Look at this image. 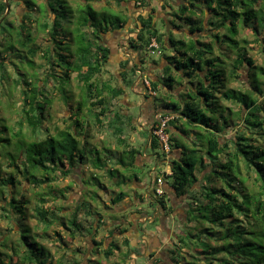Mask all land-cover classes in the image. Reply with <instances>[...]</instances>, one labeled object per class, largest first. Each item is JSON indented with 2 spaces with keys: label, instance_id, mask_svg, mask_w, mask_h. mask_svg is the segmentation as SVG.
Masks as SVG:
<instances>
[{
  "label": "trees",
  "instance_id": "obj_1",
  "mask_svg": "<svg viewBox=\"0 0 264 264\" xmlns=\"http://www.w3.org/2000/svg\"><path fill=\"white\" fill-rule=\"evenodd\" d=\"M30 1L27 2L29 13L25 16L23 24L19 28L4 29L6 33H2L4 37L0 39V84H9L11 81L15 90H19L21 94L15 124L8 125L5 119H0V218L10 221L12 232L11 236L6 237L0 233V264H47L46 250L40 246L37 237L46 236L53 226H66L67 221L80 228L77 226V220L81 211L87 210L84 202L69 215L66 207L56 204L69 197L65 195L67 191H53V186H57L56 183L60 179L68 178L79 164L87 163L82 162L86 157L81 150L80 132L76 130V135L71 130H62L52 135L50 130L45 128V113L52 104L55 91L53 81H56V88L59 85L58 90L64 95L62 100L68 104L67 107L72 106V102L75 106L71 110L77 109L71 116L76 117L74 127H83L79 116L85 105L94 110L106 109L108 98L123 96L126 88L134 85V79L139 74H142L143 78V65L146 63L144 53H151L150 45L153 40H156L161 55L163 54L168 63L164 77L160 80L163 88L172 93L177 84L181 85L179 80L189 79V89L185 97L182 95L183 101L171 100L165 108L172 113L160 118H171L165 129L169 137V152L154 133L149 140V147L153 151H163L164 161L169 164L172 172L170 175L165 173L162 178H157L155 183L152 182V194L157 198V204L163 208L167 205L172 207L174 200L179 201L191 195L190 209L199 212L196 227L199 235L194 237L203 242L205 251H198L200 255L197 258L194 254L198 249L194 247V243L189 240L188 248L180 239V245L176 246L175 252L182 256L180 260L183 264H264V145H259V139L246 135L250 132L264 137V68L255 64L247 56L246 48H241L236 40L237 24L241 19L246 27L254 20L258 25H264V11L255 12L252 9L257 0H205L203 8L207 7L208 10L203 21L192 19L191 14L198 7L195 0L189 1L187 5L178 6L179 14L172 16L183 20L190 29L187 31L184 26L177 24L176 20L170 19L173 29H167L165 34L156 27L154 13H150L153 0L149 3L140 0V4L135 6V13L138 14L136 18L129 16L128 21L124 22L119 19L111 26L112 29H122L133 23V26L129 27L130 35L123 41V46H128L129 51L139 59L136 65H133L132 58L124 62L121 66L123 71L120 83L116 76L112 75L116 79V87H112L109 80L102 78L104 70H107L111 62V50L102 43L100 34L111 27L107 25L106 29H98V35L93 31L89 36L86 35L84 31L94 26L90 21L96 20L95 11L89 9V20L78 19L81 33H77L79 29H72L74 27L70 26L73 24L74 12L67 1L58 0L50 7L40 4L38 13L42 16L48 14L53 23L51 26L46 22L40 24V20L36 23L37 28L45 31L48 37L45 45H37L33 34L35 27L31 21L33 16L30 15L33 5ZM166 2L165 8L172 7L171 1ZM143 4L149 8L146 13L142 11ZM118 8L123 11V5ZM5 12V4H0V18ZM117 14L123 15L122 12ZM161 22L167 27V22ZM207 27L209 31L213 29L211 32L216 31L211 33L210 42L203 41L197 35ZM223 29L228 33L225 37L219 34ZM252 30L256 35L264 33V29L258 27ZM226 41L231 50L237 51L231 77L239 78L240 68L249 66L250 82L247 92L227 87L226 61H222L220 56L226 55L222 50ZM215 51H219L220 57L215 56ZM12 53L13 58L10 56ZM38 56L46 66L45 79L35 74V59ZM21 68H24L25 73L18 71ZM13 72L17 74L16 78L11 75ZM260 73L263 77H259ZM72 74H76L83 94L80 102L76 104L74 98L70 100L66 96L67 90L64 87L71 81ZM149 84H152L153 90L158 87L157 83ZM44 93L49 96L43 98ZM169 97L172 98L171 95ZM5 98L6 93L1 90V100L6 101ZM222 100L240 105L241 113L224 107ZM227 111L229 113L226 115ZM102 114L104 113L95 115L98 121ZM180 122H183L186 128L181 132L188 138H192L193 127L200 130L195 134L191 145L181 135L178 136L180 138L171 136L170 126H176ZM159 125L160 121L154 131ZM231 127L238 133L235 139L227 137ZM119 132L121 133L120 130ZM38 134H44L45 139L38 140ZM181 138L185 139V142ZM87 141L85 145H88ZM174 151L178 153L176 156L173 155ZM137 152L131 148L124 153V156L130 159L129 163L122 157L119 160L120 166L125 168V173L130 174L136 169ZM108 156L110 158V155ZM158 160L161 158L158 157ZM242 164L247 173L255 175L258 191L249 192L244 186V180L240 177ZM104 169L105 166L99 170ZM117 173L123 182L127 181L124 173L119 170ZM110 174L113 175V172ZM20 177L32 187L46 192L37 193L36 206L32 207L26 195L20 191ZM134 177L138 179L137 174H134ZM158 179L163 182L162 195H158L156 191ZM165 183L173 191H167ZM7 188L9 191H6ZM125 197V193H120L114 202ZM50 199L56 203L51 205ZM184 205L187 221L179 238L186 236L187 224L194 222V218L188 215L186 201ZM29 217L36 224L33 228L28 224ZM31 233L36 237L30 236ZM55 235L62 237L58 232ZM189 236L193 237V234ZM72 237L75 238V235ZM211 238H214L216 243V247L212 249L207 242ZM115 243L113 245H116ZM183 248L191 251L190 258L182 255ZM209 248L216 256H223L214 262L211 261L208 258ZM112 253V250L106 251V258H111Z\"/></svg>",
  "mask_w": 264,
  "mask_h": 264
},
{
  "label": "crops",
  "instance_id": "obj_2",
  "mask_svg": "<svg viewBox=\"0 0 264 264\" xmlns=\"http://www.w3.org/2000/svg\"><path fill=\"white\" fill-rule=\"evenodd\" d=\"M139 1L127 0L123 3L124 9L127 5H130L127 11H129V16L132 19L138 15L135 13V6L140 4ZM107 3V0L100 1L98 7L102 8L105 5L103 9L106 10L109 7ZM96 21L98 19H93L91 23L95 24ZM129 26H133V23H129L125 28L109 29L100 34L102 43L111 50L110 65L119 83L123 71L121 66L124 62L132 58L133 65L139 63V59L132 54L133 52L129 51L128 46H123V41L130 35ZM215 53L216 56L220 55L219 51H215ZM160 56L162 58H159L160 62L148 63L146 61L143 65L145 72L143 78L140 75L136 77L134 79L135 87L133 91H130L133 92V97L129 94V88H126L123 96L116 99L108 98L106 109L94 111V117L99 113L104 114L99 116V121L95 117L96 120L93 121L95 124L91 125L89 123V125L96 132L102 128L109 129L117 139L107 143L110 144L111 153L109 155L115 154L118 159L110 160L108 158L103 165L105 169L101 170V176L104 177L106 182L101 184V189L106 194L107 202H105L103 210L93 205H90L89 211L82 210L77 220V226L80 228L72 226L71 222L67 221L66 226H63V224L53 226L46 236L37 237L40 246L46 250L47 264H183L180 260L182 256L177 254L175 249L177 245H180L178 236L182 234V228L187 221L185 216L187 210L184 203L173 204L172 207L167 205L166 208H163L160 204H157V198L152 194L153 184L145 183L139 177L137 179L134 174L126 182H123L117 173L119 170L125 175V168L120 166L119 160L121 157H125V161L129 163L130 159L124 156V153L131 148L138 151L136 153V167H142L149 161L145 151L150 148L151 134L154 133L161 116L172 113L168 108H165L167 103L174 99L178 102L183 101V96L178 92V84L172 93L163 88L160 80L164 77L168 63L163 58V54ZM107 80L110 81V78ZM148 80L149 83L158 84L156 90L152 89V84L146 86L145 81L148 82ZM111 85L114 87L112 83ZM161 94L163 95L160 97ZM170 95L172 98L169 97ZM157 100H160L161 103L158 104ZM182 123L170 126L171 136L179 138L178 136L181 135L187 140L188 144H191L195 139V134L200 130L193 127L192 138H188L181 132L186 129ZM80 129L85 130V127H80ZM127 131L133 132V135H129L130 138L126 136ZM138 131L141 133L146 132L149 135L148 139L143 140L147 146H145V150H139L133 146V143L136 142L134 139V137L136 138L135 133ZM128 139L130 140L128 141ZM113 142L117 145H112ZM102 144V146H105L104 143ZM96 146L100 145L94 144L95 150ZM100 152L103 153L104 150L101 149ZM177 154L174 151L173 155L176 156ZM158 162L166 165V174L170 175L172 173L164 158H161ZM98 171L100 170L93 167L92 162L85 165L81 164L67 178L69 186L72 182L74 186L79 188V191L69 192V200L73 199L72 202H74L66 208L69 215L74 213L77 206L84 203L81 197L84 198L85 191L88 189L85 186V180L88 178L89 173L99 176ZM110 172H113V175ZM165 189L173 191L167 183H165ZM120 193H125L127 197L115 203L114 201ZM75 195L78 196L76 199L74 198ZM142 205H145L147 209ZM186 228L188 227L186 226ZM56 232L61 233L62 237H57ZM50 233L53 235L50 236ZM72 235H75V238ZM114 243L116 245H113ZM109 250H112L113 253L111 258L107 259L105 253ZM181 252L182 255L190 258V250L183 248Z\"/></svg>",
  "mask_w": 264,
  "mask_h": 264
},
{
  "label": "rangeland",
  "instance_id": "obj_3",
  "mask_svg": "<svg viewBox=\"0 0 264 264\" xmlns=\"http://www.w3.org/2000/svg\"><path fill=\"white\" fill-rule=\"evenodd\" d=\"M5 0H0V4H5L4 3ZM33 2H36V0H32ZM58 0H49L48 1V7L50 6H54L55 3H57ZM67 1L68 5L71 7V9L74 12V19L72 20L73 24L75 25H70L73 26L74 28L72 29H79L80 25L78 24V19L81 18L82 20H89L88 17V11L89 9L96 11V19H98V21L95 22L94 26L91 29H86L84 32L86 35H90L91 31H93L96 35H98V29H106L107 25H109L108 27L114 26L115 23L120 19L122 20V22L124 21H128L129 19V11H127L128 8H130V5L126 6V9H124L125 7L123 6V11L119 10V6L121 7L123 4L127 2V0H107V4H108V8L105 10L103 9V7H105V5H103V7H98L100 4V1H104V0H65ZM95 1V2H92ZM98 1V2H97ZM147 3H149L151 0H146ZM166 1H170V0H153L150 4V7H152L150 13H154L155 16V20H156V27L160 30H163L164 34L168 31L167 29H173V26L170 24V19H174L177 21V24H180L182 26H184V29H186L187 31L190 29L188 26H186L183 22V20H178L177 18H175L174 16H172L173 14H179V7L189 3V1H193V0H172L174 2H171L172 7H168L165 8V4L167 3ZM26 2V1H25ZM39 2V1H38ZM37 4H41L38 3ZM87 2V3H86ZM195 2L197 3V7L198 9L195 10V12L193 14H191V17L193 20L195 21H203V19L206 17L205 13H207L208 8H203L204 4H205V0H195ZM10 3H12V1H10ZM103 3V2H102ZM27 4V2H26ZM104 4V3H103ZM116 5L118 7H116ZM143 9L142 11H145L143 13L148 12L149 8H147L148 6L145 4H143ZM179 6V7H178ZM111 7V8H110ZM134 7V6H133ZM15 8V6L13 4H11V9ZM16 9V8H15ZM22 9H25L24 6H22ZM253 11L255 12H259V11H264V0H257L256 4H253L252 6ZM39 11V6L38 9ZM42 10H44V7H42ZM134 10V9H133ZM136 11V9H135ZM18 11L16 10H12V14L11 16H9L7 18V21L5 23V25L0 27V39H3V34L2 33H6V31L4 29H12L13 27L16 28L17 25V14ZM117 12H122L123 15L119 16V14H117ZM6 14V13H5ZM172 16V17H171ZM261 17V16H260ZM161 20H164L165 22H167V27L166 24L164 25ZM48 23L50 26L52 25L51 23V19L46 18V15L44 14V16L42 17V19H40V24L41 23ZM91 22V21H90ZM77 24V26H76ZM37 24L34 26L35 30H34V36H35V43L37 45H45V43H47V36H46V32L41 30L40 27L37 28ZM132 27V26H129ZM255 27H258V29H264V25H261L258 23H256V20L252 21L250 26H245L243 23V20L241 19L238 24H237V29H238V35L236 36V40L239 41V46L241 48L245 47L248 53V57L251 58L255 64H257L258 66H261L264 68V33L262 35H256L254 33V31L252 29H254ZM71 29V28H70ZM112 29V27H111ZM213 29H208V27L203 30L204 32L198 33L197 35H199L201 37V39L203 41H209L210 35L211 33H215L216 31H212ZM127 31V30H125ZM131 31V30H130ZM264 31V30H263ZM77 33H81V29L76 31ZM83 32V31H82ZM219 34L221 35V37H225L226 35H228L227 30L223 29L219 32ZM196 37V36H194ZM213 39H211L212 41ZM212 43L214 45L217 46V43L215 41H212ZM223 51H225L226 55H220L221 56V60L226 61L225 63V68H226V75H227V87L230 89H234V90H238L241 92H247L249 89V82H250V78L248 76V72H249V66L245 65L244 67H241L239 70V78H232L231 77V69L233 68V63L236 59L237 56V51L231 50V48L229 47V43L228 41H226V43L223 46ZM145 55V59L148 63L151 62H160L159 58H161V56L158 53H144ZM10 56H12L13 58V53L10 54ZM216 56V53H215ZM219 55H217V57H220ZM12 58L9 59L10 62L12 61ZM162 59V58H161ZM19 62H17L18 64ZM35 63H36V72L35 74L39 75V78L45 79V64L44 61L40 58V56L36 57L35 59ZM217 68V67H216ZM215 68V69H216ZM24 68H21L20 70H18L19 72L25 73V71L23 70ZM112 67L109 64L107 66V70H104V73L102 75V78L104 80H107L110 78V82L116 87L115 81L116 79L112 76L114 75V72L112 71ZM13 76V78L17 77L16 73H12L11 74ZM63 75V74H61ZM140 77L142 76V74H139ZM1 76V75H0ZM261 73L259 74V77H261ZM113 77V78H112ZM263 77V76H262ZM264 78V77H263ZM58 80V79H57ZM25 81V80H24ZM135 81V80H134ZM181 82V85H178L177 88L179 89V93L181 95H183L184 97L186 96V93L189 89V79H183V80H179ZM146 86H149V80L148 82L145 81ZM55 86V91L54 94L52 96V104L50 107H48L47 112L45 113L46 116V124H45V128L50 130V133L52 135L57 134L59 131L62 130H71L74 134L77 135V132H80V143L82 144V153L83 155L87 158H85L84 160H82L83 163H90L92 162L93 167L101 169L102 167H104L103 165L105 164V161L107 160V158H109V153H111L110 151V144L107 142H110L111 140H117L115 138V136L109 131V129L106 128H102L100 131L96 132L95 129H93L89 123L91 125L95 124L93 121L94 119L96 120V118L94 117V109L91 108H87V106L85 105L84 110L82 112V114L79 116V120L81 122H83V126L85 127V130H81L79 127L76 129V127H74V125L76 124V117H71L73 115V113H75L77 111V109L75 108V110H71L74 109L73 107L75 106L72 102L70 105V107H67L68 104H65L64 101L62 100V98L64 97L63 94H61L58 90L59 85L56 88V81H53V84ZM65 89L67 90V97L70 98V100H72V98H74V102L79 103L81 100V96L82 94V88L79 87V82L77 79L76 74H72V78L71 81L68 83V85H64ZM134 86H131V88H129V94L133 97V88ZM51 88V87H50ZM1 90H4L6 93V101L1 100ZM163 94L160 95V97ZM218 96H220L219 94H217ZM49 96L48 93H44V97ZM51 96V95H50ZM42 98V100H43ZM10 99V100H9ZM69 100V101H70ZM175 100V99H174ZM10 101V102H8ZM43 102V101H41ZM21 103V94L19 90H15L14 88V83L13 82H9V84H0V119H5L8 123V125H14L15 124V120L16 117H18L19 114V104ZM157 103L160 104L161 101L157 100ZM222 105H224V107H226L227 109H231L234 112H238L239 114L241 113V106L237 105L235 103H229L227 101H221ZM89 104V102H88ZM98 110V109H97ZM229 112H226V115ZM106 127V126H105ZM240 129V128H239ZM77 130V132H76ZM82 132V133H81ZM133 135V132L127 131L126 136H128L130 138L129 135ZM136 134V138L135 139V143H133V146L137 149H144L147 147L146 146V142H143V140H145L146 138H149V135L146 134V132H137ZM245 134V133H244ZM238 135V133H236L234 127H231L228 130V138H233L235 139L236 136ZM248 137L251 136L253 139H259V145H264V137L259 135V134H254V133H250L248 132V134H246ZM180 138V137H179ZM35 139V138H34ZM44 140L45 136L44 134H38V140ZM88 139V141H87ZM130 139H128L129 141ZM182 141L185 142V139H182ZM86 141L88 142V145H85ZM104 143L105 146H102ZM94 144H98L100 146H96V150H92V148H94ZM112 145H117L114 142L112 143ZM191 145V144H189ZM83 146H87V147H83ZM146 146V147H145ZM103 149L104 152L101 153L100 150ZM99 151V152H98ZM143 151V150H142ZM145 153L148 156L149 161L146 162L144 164V166L142 167H136L135 170H132L131 173L132 174H128L125 173V177L126 179L131 178V176L133 174H137L140 180L145 181V183L148 184H152V182L155 183V180L157 178H162L164 176V174L167 171V167L165 164L159 163L158 162V157L159 158H163L164 154L163 151L160 149L158 151H153L151 148L146 149ZM117 160V156L115 154L110 155V160ZM122 159H126L125 157H122ZM24 160V158H23ZM24 162V161H22ZM80 163V162H79ZM78 163V164H79ZM208 163V162H207ZM103 164V165H102ZM81 165V164H79ZM78 169V167L76 168V170ZM9 172V170H8ZM12 171H10L11 173ZM99 172V176L98 175H93L90 174L88 175V178L85 180V186L88 188L85 191V196L84 198L81 197V200H83V202H85V208L87 210H89L90 205H93L95 207H99L101 208V210H103V207L105 205V202H107L106 199V194L102 191L101 189V184L106 183L104 180V177L101 176V170L98 171ZM240 177L241 179L244 180V186H246L247 191L249 192H253V191H258V186H256L257 184L255 183V175L253 173L249 174L247 173L244 165L242 164L241 167V173H240ZM21 181H22V185L20 186V191H22V193L24 195H26L27 199L30 201L31 206H36L38 203V197H37V193H46L43 191V189H36L34 187H32L28 182H26L25 180H23L20 177ZM67 178L64 179H60L56 185L57 186H53V191H67L65 193V195L68 198V195L70 194V191H79V188L77 186H74L71 182V186H69L70 184L67 183ZM221 184H219L220 186ZM68 189V190H67ZM154 189V184L152 187V190ZM6 191H9V189L7 188ZM48 191V190H47ZM78 196L75 195V199ZM191 195H187L186 197L179 199V201L174 200V204H180V203H185V201L187 202L188 205V215H190V218H194V222H190V224H187V233L186 236H181L180 239L183 240V245H187L189 243V240H191L192 243H194V247L198 250L195 251L194 256L195 257H199L200 254H198V251H205V246L203 244V242L201 243L198 240V235H199V230L196 229L197 227V215L199 214V212L190 209L191 206V202L192 199L190 198ZM189 198V201H188ZM73 199L69 198L66 200H60L56 203V201L53 200H49L50 204L52 205V203H56L57 206H64V207H69L68 205H72ZM103 202V203H102ZM30 206V207H31ZM29 207V206H28ZM142 207H144L145 209L146 206L142 205ZM149 211V210H148ZM57 213V212H56ZM151 213V211H150ZM152 214V213H151ZM0 215L1 212H0ZM30 225L31 228H33L36 224L35 222L29 217L27 220ZM10 221L8 220H4L2 218H0V233H2L5 237L8 235H12L11 231H10V225H9ZM8 224V225H7ZM21 225V224H20ZM149 225V224H148ZM150 226V225H149ZM149 228V227H148ZM51 235H53L52 233H50ZM190 234H193V237L189 236ZM28 237V235H25ZM32 237H36L34 234L31 233ZM197 236V237H194ZM5 237H2V239L4 240ZM13 237V236H12ZM16 237V235L14 236V238ZM210 238V237H209ZM210 243V247L212 249V247H216V243L214 241V238L208 239V241ZM182 245V244H181ZM182 245V246H183ZM188 247V245H187ZM189 248V247H188ZM210 250V248H209ZM207 251V250H206ZM209 252V251H208ZM10 253V252H9ZM223 255L220 256H216L212 250H210V252L208 253V258H210L211 261H216V259L221 258ZM7 262V259L5 260ZM196 261V260H195Z\"/></svg>",
  "mask_w": 264,
  "mask_h": 264
},
{
  "label": "flooded vegetation",
  "instance_id": "obj_4",
  "mask_svg": "<svg viewBox=\"0 0 264 264\" xmlns=\"http://www.w3.org/2000/svg\"><path fill=\"white\" fill-rule=\"evenodd\" d=\"M10 1H12V3H10ZM25 1L26 2H29L30 0H5L4 1L5 6H6V10H7V3L10 5V12H9V14H8L7 17L4 18V15L6 13L5 12L4 15L0 18V27L3 26V25H5L6 19L9 16H11V14H12V10L18 11L17 14H16V17H17V21H16L17 22V25H16V28H19L23 24V20H24L25 16L28 15V13H29V10L27 8V4H26ZM48 1L49 0H36V2H33L32 0L30 1V3L33 5L32 6V9L30 11V15L33 16V18H31V21L33 22V26H35L36 23L39 22V20L42 19V17H43L40 13H38V10L37 9H38V6L40 4H37V2L38 3H41V4H45V5L47 4L48 5ZM63 1H65V0H63ZM170 1L171 2H174L172 0H170ZM11 4H13L16 9L15 8H12L11 9ZM22 6H24L25 9H22ZM46 18L49 19L48 14L46 15ZM51 23H53V22L51 21ZM65 24H66V21H65Z\"/></svg>",
  "mask_w": 264,
  "mask_h": 264
},
{
  "label": "built area",
  "instance_id": "obj_5",
  "mask_svg": "<svg viewBox=\"0 0 264 264\" xmlns=\"http://www.w3.org/2000/svg\"><path fill=\"white\" fill-rule=\"evenodd\" d=\"M150 49L151 52L154 53H158L159 55H161L160 49H159V45L157 44L156 40H153L151 45H150ZM154 49V50H153ZM170 117H166L164 119L160 120V125L157 127V130L154 131V134L158 136V138L160 139L161 143L164 145V148L167 152H169L170 148H169V137L165 132V129L167 127V122L170 120ZM162 180L158 179L157 180V186H156V191L158 195H162L163 194V190H162Z\"/></svg>",
  "mask_w": 264,
  "mask_h": 264
},
{
  "label": "water",
  "instance_id": "obj_6",
  "mask_svg": "<svg viewBox=\"0 0 264 264\" xmlns=\"http://www.w3.org/2000/svg\"><path fill=\"white\" fill-rule=\"evenodd\" d=\"M10 12V5L7 3V10H6V14L4 15V18L8 16Z\"/></svg>",
  "mask_w": 264,
  "mask_h": 264
}]
</instances>
